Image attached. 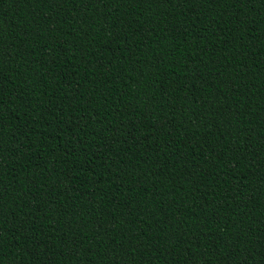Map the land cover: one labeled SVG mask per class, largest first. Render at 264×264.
<instances>
[{
  "label": "trees",
  "instance_id": "1",
  "mask_svg": "<svg viewBox=\"0 0 264 264\" xmlns=\"http://www.w3.org/2000/svg\"><path fill=\"white\" fill-rule=\"evenodd\" d=\"M0 264H264V0H0Z\"/></svg>",
  "mask_w": 264,
  "mask_h": 264
}]
</instances>
